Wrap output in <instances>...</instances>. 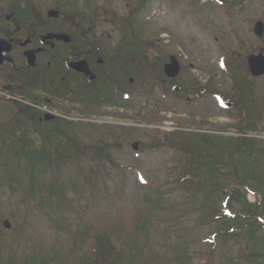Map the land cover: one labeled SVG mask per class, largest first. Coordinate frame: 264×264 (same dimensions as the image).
<instances>
[{
	"label": "rangeland",
	"instance_id": "rangeland-1",
	"mask_svg": "<svg viewBox=\"0 0 264 264\" xmlns=\"http://www.w3.org/2000/svg\"><path fill=\"white\" fill-rule=\"evenodd\" d=\"M51 1L55 0H48ZM109 2L107 9L101 7L98 11L99 27H96L95 31L120 33L124 31L123 21L130 17L140 39L149 43L159 39L160 57L176 56L181 59L183 69L189 70L190 65H193L194 70L190 73L204 79L218 72L223 63L227 65L230 61L229 55H234L231 68L238 69L240 65L241 73L244 74V60L250 55L264 51V36L258 39L253 34V28L258 21L264 24V0H240L232 7L207 0L194 1V4L182 0L173 5L161 0H149L146 11L137 19L133 18V15L139 12L137 4L126 10L127 0ZM73 4L79 9H85L79 0H73ZM103 4L101 0V6ZM30 6L33 10L36 9L34 4ZM73 14L71 19L77 11ZM117 20H120V24L115 22ZM32 21L34 18H29V26ZM116 37L119 35L113 36L112 40ZM150 52L152 44L149 45ZM219 80L220 93L228 96L224 102L233 104L236 95L241 98L243 88L234 90L231 80L222 77L216 81ZM243 81L240 83L242 86L251 83L250 80ZM254 84L260 97V128L264 132V78ZM151 98L152 95H143L140 99H129L123 117L115 119L109 115L103 125L93 124L92 127L88 124L98 131H77L87 145L106 147L115 164L120 167L109 163H93L92 166L91 163L71 165L65 171L67 182L64 192L68 201L66 206H62L63 213L53 215L47 208L32 213H27L23 208L18 211L14 205L5 203L6 196L1 197L0 212L8 217L15 216L17 222L14 226L10 219L11 229H4L7 239L12 238L8 244L15 241L12 231L14 227L22 229L20 226L23 225L26 234L29 233L28 239H22L21 246H16L15 252H18V256L53 254L52 251L58 247L70 256L83 257L87 252L92 264L93 256L86 250L90 242V230L103 227L109 234L106 236L107 242L115 248L113 258L117 259V254L121 251L123 258L138 257L135 264H260L253 253H263L262 244L249 240V235L245 232L236 231L233 235L225 236L223 232L226 227L223 229L214 224V221L207 225L203 220L201 208L202 192L176 189L175 185H172L174 177L179 176L174 173L172 177V170L184 154L170 148H161L154 152L148 149L149 143L154 144L155 136L160 138L164 133L168 135L174 128L183 127L182 125L187 123V118L177 115L185 114L186 107L191 108L189 116L198 117L199 123L208 124V127L213 128L212 131L232 128L238 123L239 111L223 109L214 99H184V103L174 109L167 101ZM244 102L246 106V101ZM252 107L253 105L247 106L243 114H247ZM254 107L257 109V106ZM157 114L160 121L156 118ZM11 116L12 113L0 111V125L6 123ZM189 123L195 126L193 122ZM252 124L253 122L249 121L245 126L250 127ZM189 128L196 129L190 126ZM165 137V141L171 139L170 136ZM255 139L256 148L264 154V134L257 135ZM134 143L138 144L137 151L131 148ZM189 146L196 149L195 158H201L203 151L207 150L206 147L204 150L200 149L198 142L189 143ZM219 146L220 143H214L211 147L213 149ZM244 159L247 161H243L246 165L256 163L255 169L258 173L264 170V158L257 160L249 156ZM235 163H239L238 158ZM179 172L183 174V171ZM225 185L230 184L225 182ZM151 186L162 193L168 191L159 202L169 207V211L161 220L155 219L148 211ZM243 189L245 188L241 186L227 187L223 199H229L224 203V209L230 210L232 214L240 212L241 204L239 205L237 198L239 201L243 200L240 199L244 195ZM248 200L252 202L254 198L249 196ZM35 203L40 207L37 199ZM143 215H147V223ZM178 215L181 217L180 222L177 221ZM139 219L146 224L145 229L137 226ZM135 226L141 230L140 234ZM215 232L219 233L213 238ZM132 234L136 236L133 237ZM100 236L103 242L105 235ZM137 251H140L141 255H138ZM183 255L188 256L185 263L180 258ZM52 264H55V261Z\"/></svg>",
	"mask_w": 264,
	"mask_h": 264
},
{
	"label": "flooded vegetation",
	"instance_id": "flooded-vegetation-1",
	"mask_svg": "<svg viewBox=\"0 0 264 264\" xmlns=\"http://www.w3.org/2000/svg\"><path fill=\"white\" fill-rule=\"evenodd\" d=\"M82 20L79 15L73 17L72 31L67 32L70 36L68 42L44 41L47 37V34H42L44 32L34 31L25 35L27 32L18 31L11 34L10 31L0 28V35L16 46L0 70V78H5L8 84L16 81L17 86L9 85L5 88L17 90L26 99H121L122 92L127 89L128 69L138 72L139 66L129 68L126 48L112 52L111 49L102 50L96 47L97 34L92 30L85 31L79 24ZM23 35V43L12 37ZM18 50L21 59L11 57L17 54ZM38 50L41 51L36 53L34 65L29 66L24 56L25 51ZM111 60L114 62L111 63ZM20 62L21 65L17 66ZM82 62L87 63L94 76L92 80L90 75L80 72L77 67L73 68L75 64ZM187 82L190 86H185V94L181 96L180 90L175 88L176 80L170 81L172 89L166 99H191V89L198 88L199 85L196 81ZM138 90L139 88H136V91ZM195 97L201 98L197 94Z\"/></svg>",
	"mask_w": 264,
	"mask_h": 264
},
{
	"label": "trees",
	"instance_id": "trees-1",
	"mask_svg": "<svg viewBox=\"0 0 264 264\" xmlns=\"http://www.w3.org/2000/svg\"><path fill=\"white\" fill-rule=\"evenodd\" d=\"M144 4L145 0H142L139 3L141 6ZM47 134L50 133L47 132ZM53 139H63L67 145H58L59 148L54 151L49 150L48 148L44 150L32 149L29 138L25 133L19 137L12 135L9 138L10 145L8 151L10 156H0L1 185L7 183L9 186H12V189L15 191L14 195L16 196V199L19 202L24 203L26 206L34 203L36 195L42 201H50L51 198H49V196L44 197L42 195V189L45 186L48 188L49 185L51 191L53 192L56 185L61 184L60 179L62 177L63 170L72 162L73 159L78 161L91 159L94 162L107 159L110 163H112L110 155L105 149L94 148V150H86L85 148L78 146V140L74 137L73 129L69 126L61 129L60 134L53 137L48 144L53 143L51 142ZM71 149H73V151ZM200 149L204 150L205 148ZM214 158L215 156L213 154L204 150L201 158L196 157L191 159L189 163L183 162L180 167L181 169L186 170V175L180 176L175 182V186L179 189H188L190 191V185L193 189L203 192L205 191V200L207 198L209 201L219 200L221 198V194H224L221 193V191L218 193V189L220 188L221 190V187L224 186L222 184H218L217 182V176H220V170L214 169L206 164L209 159ZM231 158L232 155L225 153L223 155V162L225 164L229 163ZM239 167L240 169L235 168L233 169V172H229L226 178L234 177L242 185L253 182L252 184L258 187L260 181H256L259 179L257 174L251 170L247 171L250 176L249 174H243V172H246L247 167L244 165H240ZM47 169H50L51 171V181L48 184H43L41 187V182H38V180L43 174L48 173ZM25 174L30 176L28 182L25 181ZM255 189L257 188H254V190ZM261 202L262 206L264 202L263 198H261ZM152 209H163V206L158 205V202H156L152 204ZM103 246L104 245H102V247ZM38 261L39 259L36 257L14 264H37ZM9 263L13 264V261L9 259Z\"/></svg>",
	"mask_w": 264,
	"mask_h": 264
},
{
	"label": "bare ground",
	"instance_id": "bare-ground-1",
	"mask_svg": "<svg viewBox=\"0 0 264 264\" xmlns=\"http://www.w3.org/2000/svg\"><path fill=\"white\" fill-rule=\"evenodd\" d=\"M263 74H264L263 72H258V73H257V76H262ZM58 120H59V122L64 123V120L59 119V118H58ZM44 126H45V124H44ZM261 210H263V207H262V206H261ZM259 262H260V264H264V257L261 258V259L259 260Z\"/></svg>",
	"mask_w": 264,
	"mask_h": 264
},
{
	"label": "water",
	"instance_id": "water-1",
	"mask_svg": "<svg viewBox=\"0 0 264 264\" xmlns=\"http://www.w3.org/2000/svg\"><path fill=\"white\" fill-rule=\"evenodd\" d=\"M258 32V31H257ZM256 61H254V62H252V64H251V66H252V70H253V72H258V66H256Z\"/></svg>",
	"mask_w": 264,
	"mask_h": 264
}]
</instances>
